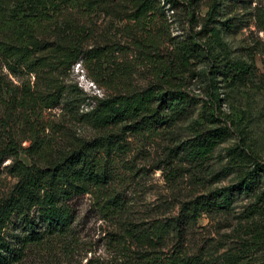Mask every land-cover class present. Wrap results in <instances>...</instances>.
Segmentation results:
<instances>
[{
	"label": "rangeland",
	"instance_id": "374dc122",
	"mask_svg": "<svg viewBox=\"0 0 264 264\" xmlns=\"http://www.w3.org/2000/svg\"><path fill=\"white\" fill-rule=\"evenodd\" d=\"M137 2H63L59 29L87 34L81 47L96 52L57 63L51 73L13 74L1 61L9 90L61 91L52 107L9 103L7 90L1 97L0 138L3 144L13 140L19 159L30 162L25 149L34 134L46 143L47 137L52 140L51 153L107 132L119 133L123 142L111 154L115 171L109 184L75 197L69 228L28 244L13 264H148L137 258L146 245L125 237L130 228L175 215L183 201L222 186L237 188L232 202L203 211L184 227L186 252L197 254L199 264L264 262V0H156L143 20L131 17ZM12 31L6 35L16 36ZM187 46L192 51L184 57ZM165 64L170 73L163 80L171 82L164 87L182 90L189 101L180 120L138 133L90 124L84 112L95 96L157 83ZM217 126L226 133L203 159L179 149L183 140ZM46 158L47 153L41 160ZM13 160L9 155L0 165V191L16 180ZM251 169L249 185H238ZM108 192L121 200L119 212L102 207ZM7 229L20 232L19 220ZM177 240L172 232L154 248L169 251Z\"/></svg>",
	"mask_w": 264,
	"mask_h": 264
},
{
	"label": "trees",
	"instance_id": "16d2710c",
	"mask_svg": "<svg viewBox=\"0 0 264 264\" xmlns=\"http://www.w3.org/2000/svg\"><path fill=\"white\" fill-rule=\"evenodd\" d=\"M67 1L75 0H0V100L8 91L9 103H26L31 107L38 103L47 107L59 103V87L45 94L9 90V82L1 71V61L13 74L17 70L38 73L45 69L51 73L57 63H72L91 53L93 48L84 50L81 47L87 34L78 29L68 32L59 29L61 5ZM155 2L139 0L131 17L137 20L147 18L153 12ZM10 28L15 30L16 36L12 33L6 35ZM186 48L187 51H182L184 57L190 56L192 51V47ZM163 66V74H159L157 83L130 92L95 96L94 104L84 112L89 116L90 124L100 129L120 125L121 130L138 133L158 131L180 120L186 114L189 101L182 90L164 87L163 83L171 81L163 80L170 73V67ZM225 133L221 126L203 129L183 140L179 149L191 159L201 160L223 139ZM32 138V143L25 149L31 158L28 163L18 158L12 139L3 144L0 138V165L5 157L13 155L10 169L16 177L15 182L0 191V264H13L22 257L28 244L65 232L74 220L71 201L81 194L101 191L109 184L115 171L111 154L119 150L123 143L119 133L107 132L83 138L65 150L51 153L52 140L47 137L46 143L38 134ZM179 149L174 152L177 154ZM46 153L47 158L42 161ZM252 171L255 169L248 170L249 176H244L238 185H249ZM236 189L234 186H222L196 195L183 201L175 215L155 220L146 227L139 226L136 231L130 228L125 237H135L147 247L146 252L137 255L140 258L138 261L148 264H199V256L185 250L183 229L203 211L229 205ZM104 196L102 207L113 212L122 209L116 193L108 192ZM14 218L19 220L21 230L8 233L7 228L14 223ZM172 232L179 240L172 243L171 249L166 252L155 250L154 244Z\"/></svg>",
	"mask_w": 264,
	"mask_h": 264
}]
</instances>
